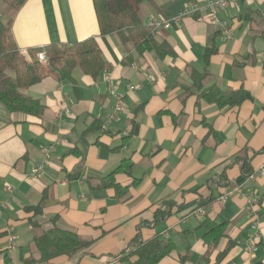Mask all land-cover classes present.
Returning <instances> with one entry per match:
<instances>
[{"label":"crops","instance_id":"1","mask_svg":"<svg viewBox=\"0 0 264 264\" xmlns=\"http://www.w3.org/2000/svg\"><path fill=\"white\" fill-rule=\"evenodd\" d=\"M192 1L153 0L156 7L145 2L139 12L144 24L151 16L167 20ZM194 2V16L154 32L176 53L165 59L139 57L118 33L103 36L94 0H26L18 10L0 2V20L23 54L95 38L110 64L97 78L80 68L73 81L46 74L26 91L46 106L41 117L11 114L0 105V253L7 251L14 264L39 258L32 240L54 227V217L90 245L43 264H119L134 239L156 236L176 246L160 264H178L189 250L187 264H264V0H243L219 12L233 32L227 41L209 22L207 0ZM208 49L215 52L206 65ZM129 54L135 62L123 64ZM205 69V88H243L246 101L220 109L200 99L192 75ZM107 71L127 97L119 119L104 127L115 104ZM51 145L44 173L30 180ZM123 162L133 169L115 176L127 189L119 198L114 188L101 186ZM165 202L174 203L170 215L153 224ZM37 205L43 211L34 218L40 229L25 212ZM206 218L226 225L216 247L198 229ZM8 228L18 237L15 249Z\"/></svg>","mask_w":264,"mask_h":264},{"label":"trees","instance_id":"2","mask_svg":"<svg viewBox=\"0 0 264 264\" xmlns=\"http://www.w3.org/2000/svg\"><path fill=\"white\" fill-rule=\"evenodd\" d=\"M25 1L0 0V2H9L15 10H18ZM145 2H150L156 7L153 0H94L101 34L106 36L118 33L124 44L133 45L139 57L148 53H154L160 59L174 57L176 53L170 44L166 41H159L155 37L154 30L143 23L139 8ZM38 52L45 53L46 64L36 59ZM214 52L215 49L206 50L204 56L206 65L209 64ZM134 62L135 58L132 54L123 60V64L126 65ZM76 68H80L86 75L93 78H97L110 68L95 38L71 45L51 44L23 54L11 36L9 26L0 20V105L9 113L43 116L46 106L29 96L26 91L40 83L48 73L53 74L60 81H73V71ZM207 76V69L202 73L194 72L192 75L191 87L201 91L200 99L220 109L237 108L246 101V92L243 88H227L226 90L218 87L205 88L204 80ZM102 127L100 126V129ZM132 169V164L123 162L103 179L101 187L114 188L119 198L126 196L127 189L121 188L115 176L125 171L130 175ZM251 174L247 172V175ZM209 203L210 201L202 204L198 209H205ZM173 205L172 202H165L162 208L155 212L153 224L166 220ZM25 212L32 215L30 219L32 227L40 229V225L34 221V218L42 215L41 205L26 207ZM57 221L58 217H54L52 219L53 228L34 236L32 244L39 258L30 257L28 260H23L24 264H43L63 255L72 257L89 247L90 242L82 239L75 231L60 227ZM198 229L205 231L203 235L205 243L209 247H216L220 238L225 234L226 225L206 218ZM175 251V243L170 239L156 236L151 240L142 241L138 237L122 251L119 264H160ZM0 254L4 256V264H14L7 251ZM189 260L190 250L178 256V264H187Z\"/></svg>","mask_w":264,"mask_h":264},{"label":"built area","instance_id":"3","mask_svg":"<svg viewBox=\"0 0 264 264\" xmlns=\"http://www.w3.org/2000/svg\"><path fill=\"white\" fill-rule=\"evenodd\" d=\"M243 0H207V9L209 11V22L211 25L218 27L221 30L222 38L223 40H231L233 37V32L230 28L226 26V24L219 18V12L223 10H227L231 7L236 6L239 2ZM254 4H260L262 0H249ZM198 11V7L196 6L195 2H189L187 6H185L184 9H182L177 15L170 19H161L154 16H151L148 18L146 25L151 27L154 32L156 30L161 29H169L173 25L180 24L181 21L184 18L194 16ZM36 59L40 61L43 64H46L47 58L44 52H38L36 54ZM105 76L109 82V95L114 99L115 104L113 111L107 116L106 122L104 123V127L108 126L109 124H112L113 122L117 121L121 115V113L125 109V100L127 97V93L122 92L119 89V86L115 84L111 79L110 72H105ZM153 80V79H152ZM134 86H129V90H133ZM55 150V146L51 145L43 150L44 158L41 163L37 164L30 172L28 178L30 180H37L40 178V176L44 173L45 167L49 162L50 154ZM261 174L264 175V165L262 166L260 170ZM254 174L250 175V178H253ZM8 191L12 193V188L9 187ZM222 201H225V198L222 199ZM201 213H203L201 211ZM256 224V223H255ZM256 226V225H255ZM8 241H9V247L10 249L16 248V242H17V235L15 234V231L13 228H8ZM255 245H250V250H254Z\"/></svg>","mask_w":264,"mask_h":264},{"label":"rangeland","instance_id":"4","mask_svg":"<svg viewBox=\"0 0 264 264\" xmlns=\"http://www.w3.org/2000/svg\"><path fill=\"white\" fill-rule=\"evenodd\" d=\"M44 66H46V65H44ZM17 256H19L18 254H16ZM16 264H19V263H16Z\"/></svg>","mask_w":264,"mask_h":264}]
</instances>
